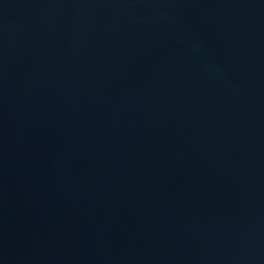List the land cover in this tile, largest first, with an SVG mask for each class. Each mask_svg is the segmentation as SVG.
Returning <instances> with one entry per match:
<instances>
[{"label":"water","instance_id":"95a60500","mask_svg":"<svg viewBox=\"0 0 264 264\" xmlns=\"http://www.w3.org/2000/svg\"><path fill=\"white\" fill-rule=\"evenodd\" d=\"M0 264H264V0H0Z\"/></svg>","mask_w":264,"mask_h":264}]
</instances>
